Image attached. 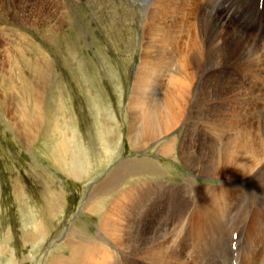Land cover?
<instances>
[{"label":"rangeland","instance_id":"1","mask_svg":"<svg viewBox=\"0 0 264 264\" xmlns=\"http://www.w3.org/2000/svg\"><path fill=\"white\" fill-rule=\"evenodd\" d=\"M152 1L156 4L154 0H47L45 3L31 0L20 9H4L0 4V264H51L53 260L69 259L73 248H85V254L89 255L100 223L107 216L108 235L116 236L117 241L104 235L98 250L108 252L109 264H130L128 206L135 205L137 200L130 205L126 203V209L111 208L125 202L121 198H127L128 189L142 182L154 178L177 185L193 176L177 155L185 136L184 126H176L173 132L148 143L142 150L134 148L128 139L131 118L128 102L131 98L142 102L144 97V109L152 105L146 115L159 112L157 104L167 97V77H176L180 64L186 66L185 56L193 50L192 32L197 27L188 22L194 20L189 16L192 8L196 15L202 16L201 20L216 19L228 30L233 29L226 21L231 11L220 0H209L208 6L212 8L209 11L205 10L204 0H188L183 7L180 0H162L165 10L162 6L158 9ZM235 16L234 20H241L239 24L244 22V11L238 10ZM166 27L172 37L180 36L178 42L174 41V48L164 50L170 51L167 59L160 61L167 60V64L151 73L149 84L145 83L148 86H141L142 93L136 95L142 48L152 46L146 52L148 60L160 62L163 45L158 38ZM149 28H155L153 34ZM241 33L239 29L237 36ZM149 39H153L152 43ZM257 45L260 50L264 47L259 40ZM260 59L256 65L264 64L262 56ZM245 62L234 67L228 64L212 75L215 78L219 75L218 84L230 85L242 93L247 80L245 69L251 66L250 61ZM235 70L239 75L244 74L240 80ZM263 73L252 84L264 88ZM232 81L237 85H226ZM227 94L215 102L225 103ZM261 98L258 103L264 112V97ZM238 99V95L233 96L234 102ZM204 101L205 98L202 104ZM204 120L201 125L207 131L190 132L186 137L189 145L206 147L212 134H217L221 141V133ZM166 141L175 143L176 149L170 156L159 152ZM132 163L135 166L152 163L153 168H137L136 172ZM151 172L158 176L151 177ZM196 181L203 187L217 184L213 179ZM139 208L143 209L141 198L133 218H143ZM246 237L250 238L252 247L263 240L253 233ZM226 242L212 244L197 254L194 249L191 254L197 263L201 258L216 263L218 254L228 260L230 246ZM79 261H82L80 257Z\"/></svg>","mask_w":264,"mask_h":264},{"label":"bare ground","instance_id":"2","mask_svg":"<svg viewBox=\"0 0 264 264\" xmlns=\"http://www.w3.org/2000/svg\"><path fill=\"white\" fill-rule=\"evenodd\" d=\"M46 1L47 0H43L44 3ZM154 1H156V4L152 1L154 5H156L157 8L160 6L161 9L163 4L162 0ZM180 1V7H183L184 3L188 0ZM30 2L31 0H0V4L4 9L24 8ZM227 5L228 8L232 7L231 3ZM148 6L150 8V4ZM163 7L164 6H162V10H165ZM144 10L145 9H143V11ZM190 12L189 16L194 20H188V22L194 24L197 30L195 29L194 32H192V52L188 53L185 58L184 56L182 57L185 60L186 66H184L183 62H180V70L179 73L175 74L176 77L172 78L166 75L168 76V85L164 88L166 89L167 97L160 103L158 101L159 104L156 103L157 106L160 105L159 112L157 111V113L146 115L148 106L144 109V97L142 98V102H137V99H135V101L132 100V98L130 99L128 105L131 118L128 139L134 148L142 150L148 143L150 144L152 141L161 140L164 136L173 132L176 126H184L185 134H183L185 136L182 137L183 142L180 145V151L179 149L177 150V155L182 165L187 168L193 176H189L183 183L177 185L154 178L151 181L142 182L128 189L127 198L122 197L120 192L121 199L125 202L116 203L111 209L115 211L121 206L126 209L128 205L137 200L135 205L128 206L127 252L130 264H200L195 261L194 254H191L194 249L197 254L212 244H218L220 241H227V246H230L234 241V234L237 236L235 240L236 244L243 246L242 254L238 258L239 263L260 264L262 257H264V245L262 243L264 242V123H261V121H264V112L263 108H260L261 105L258 102L262 99L261 97H264V91L262 90L264 88L252 83L256 82L260 74L264 72V64L256 65L260 56L264 59V49L260 50L257 45V40L247 36V33L243 31L245 27L237 25L234 26L232 30H228L223 27L225 24L221 25L216 19L212 20L210 18L211 20H201L202 16L196 15L194 8H192ZM184 13L185 12H183V14ZM186 14L188 16V13ZM21 17L24 18L25 16L22 15ZM21 17L20 20L22 19ZM240 21L241 20H233V22L237 24H239ZM172 24L174 25L175 23ZM184 24L186 23L184 22ZM166 28L160 32L158 38L163 45L161 47L159 61L162 58L167 59L166 54L169 53L170 48H174V41H177L180 37L176 35L172 37L170 31ZM177 28L176 31L179 30ZM149 29L153 34L155 28ZM239 29L242 32L240 37L237 36ZM146 31L148 30L146 29ZM151 36L148 37L152 38ZM152 40H150L151 43ZM145 44L147 43L145 42ZM156 44L157 43H155V45ZM177 45H175V48ZM139 47H141V45ZM151 47L144 46L142 48L143 57L141 56V64L137 67L138 75L134 71L137 75L136 83H134L139 86L137 88L138 91L135 93L136 95L138 92H141V86H144V84L149 81L148 79L151 77V73L156 71L158 67L160 68L167 64V60L158 63L154 61L155 59H153V61L148 60L146 52ZM168 47L169 51L165 53L164 50ZM154 49L157 48L154 46ZM181 51L183 50L181 49ZM248 51L250 53H248ZM150 52L153 53L154 51L152 52L150 50ZM157 53L159 54V52ZM150 57L152 58L153 55ZM242 61L251 62V66L248 67V69L241 68L245 69L247 72V80H245L246 82L244 81L245 87L243 85L244 89L240 87L242 93L238 91L240 89H233L230 85L225 86L218 84L221 83L218 79L219 75L215 78L212 75L213 71L228 66V64L229 66L232 65V67L238 66ZM238 68L235 67L236 70ZM236 70L235 72L240 80V76L242 77L244 74L242 75L241 72V75H239ZM217 73L220 72L217 71ZM154 79L152 80L154 81ZM223 80L224 79H222V81ZM263 81L264 80H262V82ZM228 84L237 85V82L232 81L226 83V85ZM241 84L243 83L241 82ZM131 89L134 88L131 87ZM146 90L149 91L148 89ZM144 92L145 91H143V93ZM224 93H228L225 103H223V101L221 103L215 102V100L220 97L223 98L222 95ZM234 95L239 96L237 102L233 101ZM203 97L205 101L202 104L204 100ZM192 101H194V105ZM145 102L146 100L144 103ZM149 108H152V105ZM143 117L145 118L143 119ZM202 118L221 133V135L219 134L221 141L217 139V134H212L211 137L208 136L209 140H207L205 144L206 147L189 145L187 141L188 138L186 137L190 132L194 133L198 131L199 133L202 129L206 131L208 129L201 125ZM137 123H140V125L136 129L134 127ZM200 135H202V133ZM144 140L146 141L145 143L143 142ZM168 142L166 141L164 145L162 144L163 146H161L159 150L162 155H169L176 149L175 143L169 144ZM143 164L144 163L138 164L137 166L133 164L131 167L134 168L136 172H138L137 168L147 169L149 167V170H152V163H149V165H145L146 163ZM128 165L129 168L130 164ZM155 172L149 173L151 177L158 176ZM196 179H213L217 184H210L211 186L203 187V185L197 183ZM124 198L126 199L124 200ZM139 198L143 200V209L139 208L143 218L137 219L136 217L133 218V213L136 211V205L139 204ZM126 203H128V205ZM136 215L137 214H135V216ZM108 218L109 216L101 221L100 230L97 231V237L95 241L92 242L93 246L89 255L85 254L87 251L85 248L76 249L72 247L73 250L71 251L70 260L52 259L53 262L51 264H109L108 262L111 257L109 258L108 252L106 250L104 251V249L98 250L99 244L103 242L104 235L108 236V238H113V240L116 237L108 235ZM224 221L226 222L225 226ZM115 232L119 233L117 230ZM251 233L263 238L259 244L253 247L251 246L250 238L246 237V235ZM111 234L113 235V233ZM237 234H240L241 237ZM125 247L127 246L125 245ZM189 254H191L190 257L188 256ZM79 257L82 259L81 262L79 261ZM226 263L230 264V258L226 260ZM209 264L219 263L209 262Z\"/></svg>","mask_w":264,"mask_h":264}]
</instances>
